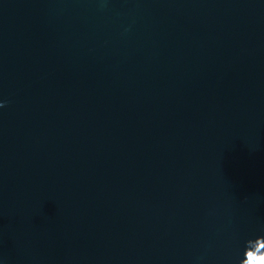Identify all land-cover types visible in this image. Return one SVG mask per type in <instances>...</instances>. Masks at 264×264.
Listing matches in <instances>:
<instances>
[{
  "label": "water",
  "instance_id": "95a60500",
  "mask_svg": "<svg viewBox=\"0 0 264 264\" xmlns=\"http://www.w3.org/2000/svg\"><path fill=\"white\" fill-rule=\"evenodd\" d=\"M0 104V264H264V0H0Z\"/></svg>",
  "mask_w": 264,
  "mask_h": 264
},
{
  "label": "clouds",
  "instance_id": "9594fccd",
  "mask_svg": "<svg viewBox=\"0 0 264 264\" xmlns=\"http://www.w3.org/2000/svg\"><path fill=\"white\" fill-rule=\"evenodd\" d=\"M0 106H3L2 104H0ZM257 240L258 239H264V236H261V237H257L256 238ZM251 240H248L246 241V248H245V251L247 252L248 251V244L250 243ZM250 260H252L253 262L255 261V257H249Z\"/></svg>",
  "mask_w": 264,
  "mask_h": 264
}]
</instances>
